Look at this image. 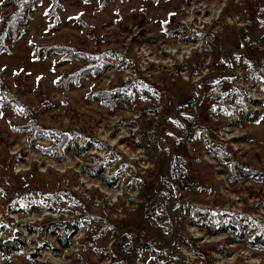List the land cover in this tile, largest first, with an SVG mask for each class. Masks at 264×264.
<instances>
[{"label":"rangeland","instance_id":"rangeland-1","mask_svg":"<svg viewBox=\"0 0 264 264\" xmlns=\"http://www.w3.org/2000/svg\"><path fill=\"white\" fill-rule=\"evenodd\" d=\"M22 12L0 38V264H264V0Z\"/></svg>","mask_w":264,"mask_h":264},{"label":"trees","instance_id":"trees-1","mask_svg":"<svg viewBox=\"0 0 264 264\" xmlns=\"http://www.w3.org/2000/svg\"><path fill=\"white\" fill-rule=\"evenodd\" d=\"M37 1H39V0H18L19 6L13 12V17H12L11 21L8 22L7 30L5 29L4 31L0 32V38H5V37L8 38L11 35L10 34L11 32H14V31H17V30H21L23 24L20 23V21H21V19L24 16V13L22 11L27 12L30 9V7H32ZM57 47L64 48L65 46L64 47L57 46ZM51 49H53V47L49 48V50H51ZM54 49H56V48H54ZM71 52L72 51L67 49V51L64 52V53H66V57L65 58H67V57H72V58L79 57V56H76L75 54H70ZM107 64H109V63H107ZM109 65H111V64H109ZM104 66H105V61H100L99 64L92 65L89 69L91 71H94V72H100L103 69ZM0 81H1V84L3 85V87L0 89V92H1V95H2L1 100H0L1 104L2 103L6 104V103H8L10 101H14L15 103H19L18 99L17 98L15 99V97L12 94H10L9 91L11 89H10L9 85L6 83V81H4V80H0ZM37 134H42L43 135L42 130L41 131H37ZM66 139L68 140V143H70V141H71L70 137L67 136ZM66 146H68L67 143H66ZM62 147H64V143L61 144L60 147H58L60 149V151H61V154L64 155L62 153ZM80 149H83V148L81 147ZM47 151L51 152L50 149H47ZM79 153H82V152L79 150ZM60 224L61 223H59V222L56 223V225H58V226ZM236 224L237 223H234V222L231 221V222H229V224H228L229 227H227V228H231L235 232L238 229H240V228H238V226ZM75 229H73V230H75ZM221 229H226V228H221ZM251 229H253V233H254L253 234V239H254L253 243H255V245H258V246H261V247L264 248V226L258 225V226L254 227V228H251ZM248 230H249V228H245V232L248 231ZM256 231H257L258 234L255 233ZM16 241L17 240L10 239V238L5 239V240H2L0 238V252H3L4 255H8L11 250L18 249V247H17L18 246V242H16ZM63 241L67 242V240H63ZM64 245H67V243L64 244Z\"/></svg>","mask_w":264,"mask_h":264}]
</instances>
